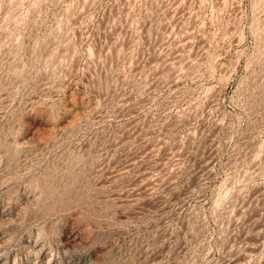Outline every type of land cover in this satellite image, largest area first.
<instances>
[{
    "label": "rangeland",
    "instance_id": "rangeland-1",
    "mask_svg": "<svg viewBox=\"0 0 264 264\" xmlns=\"http://www.w3.org/2000/svg\"><path fill=\"white\" fill-rule=\"evenodd\" d=\"M0 264H264V0H0Z\"/></svg>",
    "mask_w": 264,
    "mask_h": 264
}]
</instances>
